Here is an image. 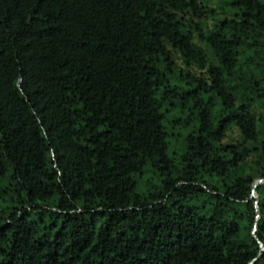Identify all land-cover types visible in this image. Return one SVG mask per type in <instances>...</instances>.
I'll return each mask as SVG.
<instances>
[{
    "label": "trees",
    "instance_id": "16d2710c",
    "mask_svg": "<svg viewBox=\"0 0 264 264\" xmlns=\"http://www.w3.org/2000/svg\"><path fill=\"white\" fill-rule=\"evenodd\" d=\"M260 179L264 0H0V264H264Z\"/></svg>",
    "mask_w": 264,
    "mask_h": 264
},
{
    "label": "water",
    "instance_id": "95a60500",
    "mask_svg": "<svg viewBox=\"0 0 264 264\" xmlns=\"http://www.w3.org/2000/svg\"><path fill=\"white\" fill-rule=\"evenodd\" d=\"M263 182H264V179L263 180L260 179L256 183H254L253 184V190H252V193H251V198H253L256 201L255 202V205H256V212H257V214H258V206H257V194L255 192V188H256L257 185L262 184ZM255 231H256V228H254L253 233H255ZM262 248H263V246H262Z\"/></svg>",
    "mask_w": 264,
    "mask_h": 264
},
{
    "label": "rangeland",
    "instance_id": "374dc122",
    "mask_svg": "<svg viewBox=\"0 0 264 264\" xmlns=\"http://www.w3.org/2000/svg\"><path fill=\"white\" fill-rule=\"evenodd\" d=\"M210 22V21H209ZM236 137H237V133L236 132H234L233 133V135H232V140H234V139H236ZM145 179H147V178H154L152 175H150V174H145ZM5 208V203H3V202H0V210H2V209H4Z\"/></svg>",
    "mask_w": 264,
    "mask_h": 264
}]
</instances>
